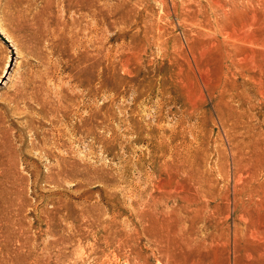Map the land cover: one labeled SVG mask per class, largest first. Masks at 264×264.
<instances>
[{"label":"rangeland","instance_id":"374dc122","mask_svg":"<svg viewBox=\"0 0 264 264\" xmlns=\"http://www.w3.org/2000/svg\"><path fill=\"white\" fill-rule=\"evenodd\" d=\"M0 264H264V0H0Z\"/></svg>","mask_w":264,"mask_h":264},{"label":"bare ground","instance_id":"6f19581e","mask_svg":"<svg viewBox=\"0 0 264 264\" xmlns=\"http://www.w3.org/2000/svg\"><path fill=\"white\" fill-rule=\"evenodd\" d=\"M95 17H96V16H95V12H93V13H92V18H95Z\"/></svg>","mask_w":264,"mask_h":264}]
</instances>
